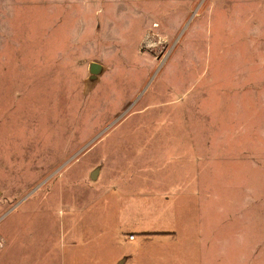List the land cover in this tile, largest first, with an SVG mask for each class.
<instances>
[{"label": "rangeland", "instance_id": "374dc122", "mask_svg": "<svg viewBox=\"0 0 264 264\" xmlns=\"http://www.w3.org/2000/svg\"><path fill=\"white\" fill-rule=\"evenodd\" d=\"M107 258L264 264V0H0V264Z\"/></svg>", "mask_w": 264, "mask_h": 264}, {"label": "water", "instance_id": "95a60500", "mask_svg": "<svg viewBox=\"0 0 264 264\" xmlns=\"http://www.w3.org/2000/svg\"><path fill=\"white\" fill-rule=\"evenodd\" d=\"M103 66L97 63H90L89 65V73H90V81L93 82L96 80L97 76L102 72Z\"/></svg>", "mask_w": 264, "mask_h": 264}, {"label": "crops", "instance_id": "0c3cea01", "mask_svg": "<svg viewBox=\"0 0 264 264\" xmlns=\"http://www.w3.org/2000/svg\"><path fill=\"white\" fill-rule=\"evenodd\" d=\"M130 237H132V236L130 235ZM83 254H85V253H83ZM133 254H134V252L133 253H129V255H131V256H133ZM107 259H108V261L103 262V263L99 262V263H86V264H126L125 260H123V259H118V260H116L113 263H109V258H107ZM71 264H82V263H71Z\"/></svg>", "mask_w": 264, "mask_h": 264}]
</instances>
